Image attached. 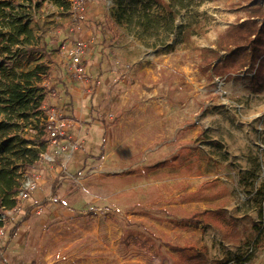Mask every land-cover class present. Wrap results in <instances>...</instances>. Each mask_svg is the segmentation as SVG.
I'll list each match as a JSON object with an SVG mask.
<instances>
[{
	"label": "rangeland",
	"instance_id": "374dc122",
	"mask_svg": "<svg viewBox=\"0 0 264 264\" xmlns=\"http://www.w3.org/2000/svg\"><path fill=\"white\" fill-rule=\"evenodd\" d=\"M68 1V10L46 2L30 19L45 52L16 68L49 63L44 85L72 76L76 118H65L64 138L27 177L26 186L36 187L22 198L32 208L4 220L0 238L7 241L25 215L0 264H171L178 259L172 246L187 243L208 246L206 264H264V242L251 254L225 240L214 217L186 222L224 205L242 230L264 226V89L216 76L201 57L220 32L247 17L248 4L264 7V0H168L173 14L149 30L136 19L110 42L102 67L90 54L92 18L110 15L120 0H83V10ZM78 46L82 63L92 66L86 75L73 67ZM61 89L48 93L60 98L47 110L50 120L62 118ZM36 122L31 117L22 132H40ZM136 237L145 247L124 242Z\"/></svg>",
	"mask_w": 264,
	"mask_h": 264
},
{
	"label": "trees",
	"instance_id": "16d2710c",
	"mask_svg": "<svg viewBox=\"0 0 264 264\" xmlns=\"http://www.w3.org/2000/svg\"><path fill=\"white\" fill-rule=\"evenodd\" d=\"M175 1V0H174ZM50 3L68 10V0H0V229H7L4 220L11 221L23 209L32 206L25 204L22 192H28L27 177L48 151L50 143L47 110L54 108L58 98L51 101L49 91L61 85L65 102L59 108L62 118L75 119L76 98L71 92L72 76L57 82L44 85L50 78L53 66L41 62L29 70L16 68L18 62L33 57L35 53L45 52V47L37 44L36 34L31 27L30 19L42 12L44 3ZM160 11L154 15L153 7ZM248 15L244 20L230 24L220 32L215 47L202 48V62L212 69V73L229 80H246L248 87L254 92L264 89V7L260 3L246 6ZM167 13L173 14L172 4L168 0H120L119 5L110 15L104 10L102 14L92 18L95 41L91 45V56L102 67L106 48L114 39L121 37L124 28L132 26L137 20L147 30L157 28L166 21ZM13 62V66L8 63ZM88 60L82 63L83 74L92 67ZM92 69V68H91ZM90 74V73H89ZM60 99V98H59ZM53 102V103H52ZM57 102V103H56ZM49 105V106H48ZM53 105V106H51ZM59 106V105H58ZM31 117L37 119L35 129L40 132L27 136L22 132ZM64 138L60 136L59 139ZM105 139L98 147V158L104 156ZM94 149L85 154L84 160L94 156ZM262 191L264 198V188ZM224 205L216 209H208L189 218L187 223L198 224L203 221L202 215L214 217V221L223 229V238L234 244L251 247V254L264 242V226L262 222H253L252 228L242 230L235 216H227ZM264 210V203L262 204ZM25 215L10 226L9 240H1L0 250L6 251L12 239L17 235ZM125 240L128 245L145 247L146 243L139 238ZM132 241V242H130ZM177 250L178 259L171 264H206L210 258L206 245L198 246L187 243L172 246ZM227 260V259H226ZM5 264H8L3 260Z\"/></svg>",
	"mask_w": 264,
	"mask_h": 264
},
{
	"label": "built area",
	"instance_id": "2783aa9c",
	"mask_svg": "<svg viewBox=\"0 0 264 264\" xmlns=\"http://www.w3.org/2000/svg\"><path fill=\"white\" fill-rule=\"evenodd\" d=\"M77 2L79 4V9L83 10V7H82L83 0H78ZM82 55H83V48L81 46L75 47L71 50V59H72L73 67L76 73H80L83 71L82 64H81ZM97 83L100 84L101 81L99 80ZM49 121L52 122V125L49 126L50 143L53 145H58L59 137L64 136L63 129L67 124L66 119L65 118H61V120H55V119L50 120L49 119ZM26 187L29 190H34L36 185L28 184ZM21 195L26 197L28 195V192L23 191Z\"/></svg>",
	"mask_w": 264,
	"mask_h": 264
},
{
	"label": "crops",
	"instance_id": "0c3cea01",
	"mask_svg": "<svg viewBox=\"0 0 264 264\" xmlns=\"http://www.w3.org/2000/svg\"><path fill=\"white\" fill-rule=\"evenodd\" d=\"M76 112V111H75Z\"/></svg>",
	"mask_w": 264,
	"mask_h": 264
}]
</instances>
